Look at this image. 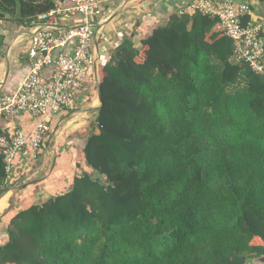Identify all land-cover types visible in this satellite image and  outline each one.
Segmentation results:
<instances>
[{
  "label": "trees",
  "instance_id": "trees-1",
  "mask_svg": "<svg viewBox=\"0 0 264 264\" xmlns=\"http://www.w3.org/2000/svg\"><path fill=\"white\" fill-rule=\"evenodd\" d=\"M64 1L0 0V20L29 28ZM234 50L198 10L121 37L81 169L1 219L0 264L264 261V73ZM8 178L0 146V192Z\"/></svg>",
  "mask_w": 264,
  "mask_h": 264
},
{
  "label": "built area",
  "instance_id": "built-area-1",
  "mask_svg": "<svg viewBox=\"0 0 264 264\" xmlns=\"http://www.w3.org/2000/svg\"><path fill=\"white\" fill-rule=\"evenodd\" d=\"M116 0H66L39 14L32 22L28 48L29 73L14 94L0 95V120L12 122L22 112L38 121L29 136L17 126L0 135L6 172L13 173L16 158L26 148L31 158L50 133L49 123L59 112L71 107L75 97L98 79V57L93 48L96 15L102 3ZM123 1V0H121ZM198 10L216 17L221 30L235 45V57L252 71L264 73V26L251 19L252 10L237 0H194ZM187 12L178 11L179 14ZM249 21L242 26V19ZM72 20L68 25L67 22Z\"/></svg>",
  "mask_w": 264,
  "mask_h": 264
},
{
  "label": "crops",
  "instance_id": "crops-1",
  "mask_svg": "<svg viewBox=\"0 0 264 264\" xmlns=\"http://www.w3.org/2000/svg\"><path fill=\"white\" fill-rule=\"evenodd\" d=\"M193 1L116 0L102 3L93 17V48L98 57V67L109 59L113 52V48H110L121 37L130 34L133 29L147 34L156 24L166 22L172 13L180 10L192 13L190 7ZM237 1L248 4L252 10L251 19L264 26V0ZM67 23L71 24L72 20ZM24 25L16 20H0V95L14 94L29 73L27 52L32 24L29 28ZM106 27H110L114 38L104 34ZM98 85L99 72L98 79L92 80L89 87L75 97L70 108L51 119V131L41 145L37 159L31 158L29 148L16 158L8 185L3 189L6 192L0 197V242L5 238V227L1 219L7 220L12 208L44 202L51 194L68 187L71 176L81 169L82 148L89 127L95 121L101 106ZM37 121L35 116L22 112L12 122L1 119L0 131L6 132L8 127L17 126L29 136ZM94 132L97 133V129ZM251 264H264V261H251Z\"/></svg>",
  "mask_w": 264,
  "mask_h": 264
},
{
  "label": "water",
  "instance_id": "water-1",
  "mask_svg": "<svg viewBox=\"0 0 264 264\" xmlns=\"http://www.w3.org/2000/svg\"><path fill=\"white\" fill-rule=\"evenodd\" d=\"M133 42H134V48H138L140 46V38L134 37ZM98 100H99L100 105H102L103 97H102V90H101V86L100 85H98ZM5 192H6L5 190H3L2 192H0V197Z\"/></svg>",
  "mask_w": 264,
  "mask_h": 264
},
{
  "label": "rangeland",
  "instance_id": "rangeland-1",
  "mask_svg": "<svg viewBox=\"0 0 264 264\" xmlns=\"http://www.w3.org/2000/svg\"><path fill=\"white\" fill-rule=\"evenodd\" d=\"M109 28H110V27H106V28H105L104 34H105L107 37H109V36L111 37V35H112V38H114L113 32L111 33ZM112 38H111V39H112ZM109 47H110V46H109ZM109 47L107 48V49H108L107 52H109ZM112 48H113V47H111L110 50H111ZM99 63H100V61H99Z\"/></svg>",
  "mask_w": 264,
  "mask_h": 264
}]
</instances>
